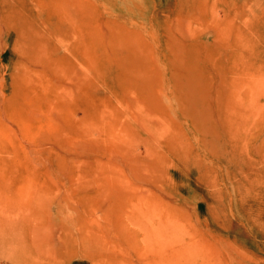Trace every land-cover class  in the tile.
Listing matches in <instances>:
<instances>
[{
    "label": "rangeland",
    "instance_id": "rangeland-1",
    "mask_svg": "<svg viewBox=\"0 0 264 264\" xmlns=\"http://www.w3.org/2000/svg\"><path fill=\"white\" fill-rule=\"evenodd\" d=\"M0 264H264V0H0Z\"/></svg>",
    "mask_w": 264,
    "mask_h": 264
}]
</instances>
